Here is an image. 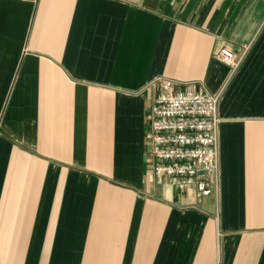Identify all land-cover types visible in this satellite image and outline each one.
<instances>
[{"label":"crops","instance_id":"0c3cea01","mask_svg":"<svg viewBox=\"0 0 264 264\" xmlns=\"http://www.w3.org/2000/svg\"><path fill=\"white\" fill-rule=\"evenodd\" d=\"M159 77L220 93L209 196L154 173ZM0 264H264V0H0Z\"/></svg>","mask_w":264,"mask_h":264},{"label":"built area","instance_id":"2783aa9c","mask_svg":"<svg viewBox=\"0 0 264 264\" xmlns=\"http://www.w3.org/2000/svg\"><path fill=\"white\" fill-rule=\"evenodd\" d=\"M218 56L231 66L239 62L237 53L226 47ZM151 86L157 90L150 116L156 177L180 187H194L200 196L211 195L219 168L220 93L178 90L173 82L160 77Z\"/></svg>","mask_w":264,"mask_h":264}]
</instances>
